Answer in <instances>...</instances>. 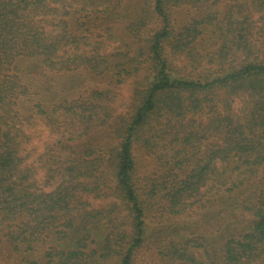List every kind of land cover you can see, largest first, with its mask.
I'll return each mask as SVG.
<instances>
[{
  "label": "trees",
  "instance_id": "obj_1",
  "mask_svg": "<svg viewBox=\"0 0 264 264\" xmlns=\"http://www.w3.org/2000/svg\"><path fill=\"white\" fill-rule=\"evenodd\" d=\"M133 1L0 0V259L135 264L159 210L200 215L155 239L167 264H264V0ZM80 71L85 94L52 90ZM140 73L115 116L112 86ZM39 124L60 137L43 180Z\"/></svg>",
  "mask_w": 264,
  "mask_h": 264
},
{
  "label": "rangeland",
  "instance_id": "obj_2",
  "mask_svg": "<svg viewBox=\"0 0 264 264\" xmlns=\"http://www.w3.org/2000/svg\"><path fill=\"white\" fill-rule=\"evenodd\" d=\"M133 2L136 3V0ZM152 6L153 5L151 4L149 15L142 26L145 36L153 34V32L158 30V27L160 26V21L153 14ZM188 16H190V12L188 10L179 12L177 17L180 24L185 21L187 22ZM118 33H120V30H118ZM126 47L127 46L125 44L123 45L119 41H111V43L107 46V52L115 53L120 49H124L125 52L128 51L129 54L133 55V52H130L129 48L125 49ZM142 72L143 70L141 73ZM141 73L138 75L136 74L137 76L134 75L127 78L125 82L119 84L118 86H112L114 97L110 104L113 107L115 116H130V114L134 111L136 87L138 83L140 84L143 80ZM96 83V80L92 79L86 71H80L75 74L60 73L49 75V84L52 90L58 91L64 95H70L72 98H78L80 95L85 94L93 85H96ZM31 132L33 133L34 139L32 144L29 146V150L32 152L31 162H34L35 166H37V177L43 180L45 172L42 164H44V160H46V158L50 160V163H52V160H54L52 156L55 152V145L60 137L53 134L44 124H39L36 128L32 129ZM143 153H146L145 149H142L141 154ZM140 163L143 167V171H145V174L149 173L156 168L158 155L155 157L144 155L143 158L140 159ZM199 218L200 215L197 216L196 214L192 216L183 215L176 218L167 213L163 214L159 210L155 212L150 220L151 241L145 244V246L138 252L135 264H167L164 257L159 253L160 250L158 249V244L155 242V239L158 240V237L162 234H166V230H174L172 226L176 224L180 225L185 222L189 223L191 221H197ZM15 263L16 258L13 260L0 259V264Z\"/></svg>",
  "mask_w": 264,
  "mask_h": 264
}]
</instances>
